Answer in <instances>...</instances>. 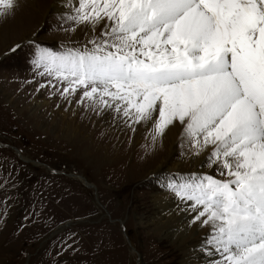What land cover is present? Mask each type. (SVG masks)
Returning <instances> with one entry per match:
<instances>
[{
	"label": "snow or ice",
	"instance_id": "1",
	"mask_svg": "<svg viewBox=\"0 0 264 264\" xmlns=\"http://www.w3.org/2000/svg\"><path fill=\"white\" fill-rule=\"evenodd\" d=\"M16 6L0 0V17ZM66 20L103 30L82 47L37 46L39 74L130 127L150 123L154 141L179 123L195 155L210 149L218 177L164 187L210 228L212 264H264V0H75Z\"/></svg>",
	"mask_w": 264,
	"mask_h": 264
},
{
	"label": "rangeland",
	"instance_id": "2",
	"mask_svg": "<svg viewBox=\"0 0 264 264\" xmlns=\"http://www.w3.org/2000/svg\"><path fill=\"white\" fill-rule=\"evenodd\" d=\"M45 1L0 17V264H178L175 239L138 224L164 145L111 130L99 105L39 74L37 46L82 47L103 30L86 37L66 20L72 2Z\"/></svg>",
	"mask_w": 264,
	"mask_h": 264
},
{
	"label": "bare ground",
	"instance_id": "3",
	"mask_svg": "<svg viewBox=\"0 0 264 264\" xmlns=\"http://www.w3.org/2000/svg\"><path fill=\"white\" fill-rule=\"evenodd\" d=\"M68 2L74 4L75 0L45 1L46 4H50L51 9L59 10L64 6L67 8V5L69 6ZM100 30H102V27L98 26L96 32ZM41 102H44V100ZM102 111V122L111 130L117 129L121 135L133 130L129 126L131 122L126 123V118H123L120 114L111 109H103ZM147 135L152 139L151 124L140 123L134 125V132L130 138L135 139L138 144L143 142ZM156 141L157 144L164 145L165 151L160 154L156 167L152 171L156 184L151 187L152 195L148 206L149 212L147 211L148 215L152 213L149 216L141 214L138 224L149 228L160 239L166 235L173 237L180 246L182 254L178 264H212V261L219 257L208 255L206 251L202 250L203 242L209 237L210 228L201 225L199 222L192 223L195 213L189 209L188 203L181 201L164 187L169 180L173 178L181 179L190 173H206L218 177L215 167H209L207 163L206 157L210 149L195 155V149L184 136L183 128L179 123L171 126L166 134L158 137ZM19 154L21 155V153Z\"/></svg>",
	"mask_w": 264,
	"mask_h": 264
}]
</instances>
